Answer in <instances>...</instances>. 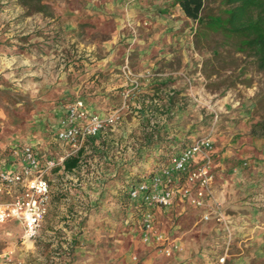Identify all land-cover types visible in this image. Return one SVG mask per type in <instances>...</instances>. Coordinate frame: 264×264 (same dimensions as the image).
<instances>
[{
    "label": "rangeland",
    "instance_id": "1",
    "mask_svg": "<svg viewBox=\"0 0 264 264\" xmlns=\"http://www.w3.org/2000/svg\"><path fill=\"white\" fill-rule=\"evenodd\" d=\"M44 4L41 9L21 0H0V164L13 145L34 142L46 156L62 155L68 149L57 140L56 131L61 117L58 107L74 102H63L60 97L64 88L62 75L67 76L74 61L75 37L68 35V9L72 6L69 0H45ZM228 9L223 0H206L204 18L190 23L191 31L196 30L193 47L188 49L193 65L179 76L183 75L194 88L201 78L206 91L221 100L216 110L208 105L202 108L199 131L157 148L150 144V118L142 116L136 120L141 132L132 131L126 139L111 133L105 140L109 146L101 138L88 142L81 155L82 168L70 172L69 177L58 171L51 176L60 203L58 219L82 222L81 229H77L79 243L73 263L143 264L152 257L150 264H264V241L252 246L239 244L240 239L236 243L215 192V162L236 161L226 174L256 176V186L250 188L234 180L233 188L251 189L259 198L257 201L264 202V135L255 136L258 140L250 147L237 144L247 127L264 120V70L253 54L241 51L236 39L219 27ZM86 24L92 25L81 23L80 28L85 29ZM92 27L95 30L89 36L78 39L94 44L106 39L99 35L101 30L111 34L115 28L112 22L99 24L100 29L96 24ZM103 54L98 51L96 56L101 59ZM132 59V55L120 58L123 65L114 72L125 78L126 86L130 82L125 69L138 74L140 82L143 78L164 79L174 74L167 70L136 71L131 68ZM127 119L132 124L133 118ZM199 137L214 141L212 217L205 219L206 211L186 200L163 208L159 225L171 237H177L183 248L182 257L168 258L158 247L143 242L140 202L131 200L129 190L162 168L172 166L173 158ZM139 139L141 146L134 150L128 148L130 142L123 147L120 141ZM217 145L220 149L215 153ZM71 190L83 194L76 203L69 199ZM10 222L6 223L10 228L14 226L15 234L9 235L12 240L20 235L21 226ZM238 258L241 263L236 262Z\"/></svg>",
    "mask_w": 264,
    "mask_h": 264
},
{
    "label": "crops",
    "instance_id": "2",
    "mask_svg": "<svg viewBox=\"0 0 264 264\" xmlns=\"http://www.w3.org/2000/svg\"><path fill=\"white\" fill-rule=\"evenodd\" d=\"M69 1L72 7L68 9L71 17L69 26L71 30L68 35L75 37L73 41L76 44L72 49L74 61L67 76L62 75L64 83L60 95L62 101L83 99L91 112L101 115L109 114L115 107L124 106L122 111L126 119L117 128L116 138L121 136L122 139H126L132 131L141 132L142 127L136 120L148 116L152 125L150 144L157 148L169 140L171 143L180 142L185 134L199 131L203 124L202 108L208 105L210 109L216 110L219 107L218 101L221 100L214 98L216 94L206 91L201 78L197 81L198 86L194 88L187 83L183 75L179 76L180 72H187L191 68L190 65H193L188 49L193 47L196 33L195 29L192 31L190 29L193 19L185 14L181 5L175 0ZM109 22L115 26L114 31L110 34L101 30L99 33L106 39L94 44L88 41L84 43L78 39L81 36H89L91 31L95 30L92 25L96 24L99 28V24ZM81 23L92 25L86 24L85 29H81ZM98 51L104 53L101 59L96 56ZM129 55L134 58L130 64L136 71L167 70L174 74L171 78L164 79L143 78L138 90L132 91L127 97L129 86H126L125 78L114 72L123 65L119 59ZM67 109L65 105L58 107V112H61L60 119ZM127 117L133 118L132 124ZM60 119L57 122V129ZM251 131L252 127H247L237 144L250 147L255 143L258 140L255 138L257 135L250 134ZM108 137H100L107 146L110 145L109 141H105ZM120 141L123 147L130 142L131 146L128 148L133 150L141 146L140 139L136 142ZM229 144L234 145L232 142ZM219 149L217 145L215 153H218ZM124 159L127 160L126 157ZM235 165L236 161L228 164L222 161L215 162L214 172L218 176L215 180L216 199L227 214L226 221L234 235L232 239L236 243H238L236 240L240 239L239 244L252 246L264 241V217H261L264 208H259L264 202L259 203L257 201L259 198L251 189L245 191L233 188L234 180L250 188L256 186V176L248 173L226 174V171L233 169ZM55 196L53 190L49 212L43 222L41 234L36 240L22 242L20 236L23 234V228L17 221L13 223L21 226L18 229L20 235L17 236L18 239L9 240V235L15 234L14 226L10 228L9 223L0 224V264H75L73 261L79 243L77 229H81L82 222L60 221L58 219L60 216L56 215L60 214L58 212L60 203ZM70 196L69 199L76 203L83 194L71 190ZM162 209H157L158 225L159 212H162ZM207 209L202 208L203 211ZM159 228L162 229L160 225ZM172 238L181 245L177 237ZM4 241L8 244H4ZM151 245L154 247V244H149ZM9 253L11 261L6 260ZM182 254L175 252L174 255L166 257L177 258L182 257ZM151 258L145 259L143 264H150ZM235 260L242 262L239 258Z\"/></svg>",
    "mask_w": 264,
    "mask_h": 264
},
{
    "label": "built area",
    "instance_id": "3",
    "mask_svg": "<svg viewBox=\"0 0 264 264\" xmlns=\"http://www.w3.org/2000/svg\"><path fill=\"white\" fill-rule=\"evenodd\" d=\"M130 88L127 97L141 85L140 76L125 69ZM123 121L122 109L101 115L89 110L83 99L72 102L59 121L56 138L67 146L62 155L46 156L36 144L13 145L0 164V224L17 221L22 225V242L36 240L42 231L53 195L55 171L69 177L65 160L85 150L88 142L109 136ZM213 154L211 137H199L173 158L172 166L155 172L129 190L131 200L140 202L142 209V240L166 256L183 248L166 231L159 228L157 209L168 208L177 200H186L197 208H208L204 218L209 220L213 198ZM68 174V175H67ZM184 180V183L181 181ZM218 219L221 221L222 214ZM11 253V252H10ZM10 253L6 260L11 261Z\"/></svg>",
    "mask_w": 264,
    "mask_h": 264
},
{
    "label": "trees",
    "instance_id": "4",
    "mask_svg": "<svg viewBox=\"0 0 264 264\" xmlns=\"http://www.w3.org/2000/svg\"><path fill=\"white\" fill-rule=\"evenodd\" d=\"M25 5L45 7V0H21ZM229 7L220 28L234 37L241 51L253 54L259 67L264 70V0H223ZM185 14L195 21L204 18L206 0H175ZM213 20V19H212ZM217 22V21H216ZM254 135H264V120L253 124ZM81 151L65 160V170L73 171L80 166Z\"/></svg>",
    "mask_w": 264,
    "mask_h": 264
}]
</instances>
